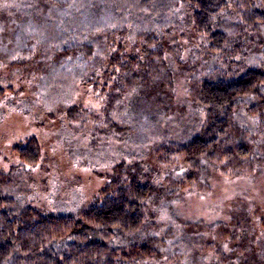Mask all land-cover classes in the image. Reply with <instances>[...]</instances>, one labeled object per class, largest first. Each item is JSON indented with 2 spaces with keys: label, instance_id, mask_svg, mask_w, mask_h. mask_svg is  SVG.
<instances>
[{
  "label": "rangeland",
  "instance_id": "obj_1",
  "mask_svg": "<svg viewBox=\"0 0 264 264\" xmlns=\"http://www.w3.org/2000/svg\"><path fill=\"white\" fill-rule=\"evenodd\" d=\"M173 2L0 0V88L5 92L0 100V170L13 176L10 187L4 189L13 200L10 208L32 206L52 214L79 216L119 164L137 177L138 172L149 173L155 186L147 206V222L153 226L141 235L115 238L117 245L158 236L175 252L187 255L192 247L209 241L206 228L213 220L234 223L227 215L235 207L232 215L248 217L244 213H249L256 221L264 219V126L253 136L257 138L254 160L244 159L238 168L221 172L207 164L208 179L192 189L176 186L174 173L164 177L152 166L158 162L159 152L154 154V149L159 144L184 140L187 136L176 135L195 129L198 113L184 97L189 78L230 75L263 60L264 27L250 33L247 61L238 67L208 58L190 37L177 40L181 50L171 54L167 67L174 78L173 87L167 90L173 89L174 98L156 109L136 106L142 112L141 121L166 125L171 136H104L97 129L102 124L100 100L90 85L79 81L85 54L99 46L101 28L108 31L115 48L126 30L135 33L152 24ZM237 23L229 3L214 20V28L229 30ZM72 104L76 112L70 119L66 108ZM261 116L260 126L264 112ZM237 120L242 126L252 119L240 110ZM31 136L41 145V159L33 166L24 164L13 150ZM255 161L262 170L257 175ZM179 260L174 256L172 262Z\"/></svg>",
  "mask_w": 264,
  "mask_h": 264
},
{
  "label": "trees",
  "instance_id": "obj_2",
  "mask_svg": "<svg viewBox=\"0 0 264 264\" xmlns=\"http://www.w3.org/2000/svg\"><path fill=\"white\" fill-rule=\"evenodd\" d=\"M229 3L238 25L215 29L214 20ZM171 6L152 24L135 33L126 30L115 48L108 31L101 28L99 46L85 54L79 81L90 85L100 100L102 124L97 129L104 136H171L166 125L163 128L151 119L141 121L142 112L136 106L156 109L174 98L173 89L167 90L174 82L167 67L171 54L181 50L177 40L190 37L208 58L238 67L247 61L250 33L264 27V0H175ZM260 60L230 75L189 78L184 97L198 113L195 129L176 135L187 136L184 140L154 149V154L159 152L158 162H152L155 172L164 177L174 173L176 186L192 189L208 179L204 173L207 164L221 172L238 168L244 159L254 160L257 138L253 136L264 126H260L264 59ZM4 93L0 88V100ZM240 110L251 117L249 124H239ZM75 112V104L66 108L70 119ZM13 150L26 165H36L41 159V145L34 136ZM255 163L257 175L262 170ZM112 172L92 204L75 216L32 206L10 208L13 200L4 189L10 187L13 176L0 170V264H264V219L256 221L244 212L248 217L232 215L236 207L227 215L234 223L213 220L206 228L209 241L192 247L187 255L175 252L158 236L115 244L117 237L141 235L150 228L147 206L155 185L144 171L137 177L116 164ZM174 256L180 260L172 262Z\"/></svg>",
  "mask_w": 264,
  "mask_h": 264
}]
</instances>
